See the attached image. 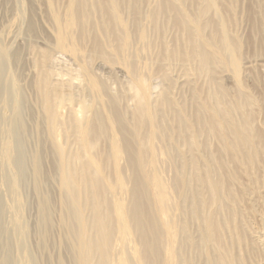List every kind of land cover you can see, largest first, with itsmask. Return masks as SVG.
I'll return each mask as SVG.
<instances>
[{"label": "bare ground", "instance_id": "obj_1", "mask_svg": "<svg viewBox=\"0 0 264 264\" xmlns=\"http://www.w3.org/2000/svg\"><path fill=\"white\" fill-rule=\"evenodd\" d=\"M247 1L0 0V264H264V0L251 23ZM54 49L85 78L79 127L56 114ZM98 61L166 86L130 109Z\"/></svg>", "mask_w": 264, "mask_h": 264}, {"label": "rangeland", "instance_id": "obj_2", "mask_svg": "<svg viewBox=\"0 0 264 264\" xmlns=\"http://www.w3.org/2000/svg\"><path fill=\"white\" fill-rule=\"evenodd\" d=\"M247 2L245 4V7H247L248 11H253L248 15V20L251 23L256 18L257 13L254 12L256 9H253V6L250 4V1L248 0ZM195 16L197 18L196 23L200 26L203 22L201 20V12L195 14ZM241 20H243L244 25L248 23L245 17H243ZM240 34L243 35V33ZM245 35H248V33H246ZM212 52L214 55L218 54L216 50ZM243 54L246 56H250L253 54V49L245 48L243 49ZM32 63L33 60L29 59V55L27 57L25 55L22 59L21 64V67L24 70V74L28 73L30 68L32 69ZM48 64L49 65H47V69L50 75V81L51 83L53 82L51 89H53V92L56 94V101L54 104L56 114L62 121L69 119L72 125L79 127L83 124L86 118L91 116L93 111L92 103L86 97L84 92L85 78L83 77V75H81V66L70 54L58 49H54L52 51V56ZM108 65L109 64H105L103 61L96 62V65L95 63H91L90 65L88 64V66L91 67V72H93V76H95L98 81H101L105 84L106 88H108V92L110 93V95L117 96L124 91V94L126 96L124 104L130 109L134 108V104L137 103L138 99L141 100L143 103H154L158 98L157 95H159L163 88H165L166 86L164 83L161 82V80H157L155 78H152L149 81L145 82L142 86H133L131 78L129 77L127 72L122 69V67L120 68V66H117L115 68V64L113 65V68L112 65ZM187 77L188 80H186ZM172 78L174 79L175 83L174 88L171 89L174 96L175 94H178L179 91H181L182 87L181 93L185 90L186 96L189 97L191 94L192 86L200 85V82L193 81L194 79L191 73L187 75H182V72L179 69L174 70V72L172 73ZM246 80L245 81L247 86L252 88L251 81L248 79ZM223 86L233 89L235 88V81H233V79L229 77L224 78ZM252 89L254 90L256 96L263 95L261 90L259 91L257 88ZM223 98L225 99L221 100V104H226L230 102L232 97L225 96ZM262 104H264V101L262 102ZM37 105L36 108H38ZM39 111L43 114V111L41 109H39ZM48 141L55 146L63 144V129H57L55 131V139L49 138ZM164 227L167 228L165 224Z\"/></svg>", "mask_w": 264, "mask_h": 264}]
</instances>
